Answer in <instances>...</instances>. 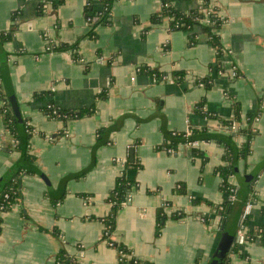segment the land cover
<instances>
[{
    "label": "crops",
    "instance_id": "obj_1",
    "mask_svg": "<svg viewBox=\"0 0 264 264\" xmlns=\"http://www.w3.org/2000/svg\"><path fill=\"white\" fill-rule=\"evenodd\" d=\"M209 1L223 20L216 30L219 59L200 25L171 30L166 20L152 21L159 0L113 1L110 22L96 26L94 37L85 7L99 9L100 0H63L56 8L42 0H0V31L13 30L1 46L21 119L33 130L28 151L34 158L21 176L20 199L1 214L0 264H55L60 249L76 264H122L102 239L101 218L123 173L133 185L111 236L142 261L208 264L222 231L237 234L251 200L243 224L254 237L233 242L222 264H264V0ZM173 3L186 12L201 0ZM63 43L74 45L52 48ZM233 67L238 75L231 78ZM5 98L10 106L0 68V177L20 158L6 145ZM49 98L91 112L53 119L44 110ZM199 102L210 116L195 110ZM233 103L236 128L255 134L249 154L234 162L236 200L223 222L216 208L226 198L217 173L224 146L217 138L231 133L221 122L233 117ZM189 129L200 141L197 154L184 143L174 153L163 147L174 132ZM245 140L239 132L233 144ZM134 159L140 166L125 168ZM163 202L184 215L165 219L156 234Z\"/></svg>",
    "mask_w": 264,
    "mask_h": 264
},
{
    "label": "trees",
    "instance_id": "obj_2",
    "mask_svg": "<svg viewBox=\"0 0 264 264\" xmlns=\"http://www.w3.org/2000/svg\"><path fill=\"white\" fill-rule=\"evenodd\" d=\"M45 4H50L51 7L56 8L59 4L62 3L63 0H42ZM115 0H100V7L99 9L93 8L90 3L85 7V15L87 20L89 21L90 31L89 36H95V28L98 25L108 24L110 22V8ZM160 5L159 9L152 15V21L162 22L167 18V25L168 28L171 30L175 29H183V30H191L193 25L198 24L200 25L202 32L206 35L208 42L213 46L216 51L217 58L221 54V43L219 39L218 33L216 30L222 23V18L217 14V10L212 7L209 0H201L200 5L195 8L191 9L186 12H182L178 10L173 3V0H159ZM43 11V5L40 6L39 12ZM206 18L208 22H203V19ZM13 30L8 29L7 31H0V45L9 40L12 36ZM196 39V35H191V42L194 43ZM68 44H61L57 47L52 46V48H62L65 49L68 46H73ZM219 59V58H218ZM217 69H222L219 60H217ZM176 79H181L183 77L182 73L173 74ZM200 84H207L205 80L198 79ZM198 82V81H197ZM47 94L50 93H37L35 94V98H45L48 96ZM204 104L203 102L197 103L195 105V110L199 113H203L204 115H209L207 111H203ZM234 115L231 119L222 121L224 127L229 128L234 122L240 121L239 109L237 103H233ZM45 112L47 115L53 119H59L66 121L70 118H78L89 114L91 112L90 108H80L79 110L74 109H66L57 106L51 98L46 101V106L44 107ZM1 113L3 114V120L8 130V133L11 137V141L7 143V148H12L19 150L21 156V140L20 134L18 130V122L16 117L13 115L8 100L5 98L4 106L1 109ZM24 132H25V139H26V146L25 152L23 154V159L28 162L29 164L32 163L34 160L33 156L28 151V139L29 135L32 133V129L25 123V120L22 121ZM237 130L232 131L228 136L225 137H218L217 141L222 143L224 146V164L217 168V173L221 178L220 181V188L223 192L228 193V177L234 174V162L238 158L246 157L250 152V141L255 134L251 130H245L242 128H236ZM190 134L186 136L184 132H174L171 136V140L167 144H163L165 149H171L174 152L177 149L178 143H185L193 140H197L194 136L192 130H190ZM244 132L246 134V140L243 141L238 147L233 144V138L236 136L237 133ZM193 148V147H192ZM193 153H198L195 148L192 149ZM128 166H135L139 167L140 164L137 162L136 159L131 161H126L125 168ZM28 167L25 165L19 166L15 174L4 184L3 188L0 190V229H1V214L11 208L15 202H17L21 197V176L24 173H28ZM253 179L248 181L252 183ZM133 182L126 179L124 173L119 175L115 179V184L109 195L107 197V201L110 203L111 207L109 212L101 218V221L104 225L102 231V239H105L107 243H112V246L117 251V256L120 258V262L122 264H147V262L142 261L138 257H136L131 250L127 249L122 243H115L112 239V233L115 229V216L117 210L123 205L127 197L129 195L130 188L132 187ZM178 191H180L178 189ZM169 203L163 202L156 210L155 216V233L158 234L160 229L168 217L179 219L183 217V213L179 210H174L167 212V207ZM232 203L229 202L227 198L221 203L220 207L216 208V211L220 214L221 221L224 222L225 218L228 217L230 210H231ZM207 220V219H206ZM205 220V221H206ZM249 236L254 237V234L249 232ZM55 264H76L75 256L68 254L64 249H60L55 254Z\"/></svg>",
    "mask_w": 264,
    "mask_h": 264
},
{
    "label": "water",
    "instance_id": "obj_3",
    "mask_svg": "<svg viewBox=\"0 0 264 264\" xmlns=\"http://www.w3.org/2000/svg\"><path fill=\"white\" fill-rule=\"evenodd\" d=\"M6 53L3 50L2 46L0 45V68L2 72V78H3V84L5 87V91L7 93L9 102H10V109L13 112V115L17 119V126L20 134V140H21V156L20 158L0 177V190L3 188L4 184L15 174L19 166L25 165L26 167H30V164L26 162L23 159V154L25 152V146H26V139H25V132H24V127L22 124V119H21V114L19 111V107L17 104V101L15 99L9 74H8V69H7V63H6ZM133 153H131L132 157ZM244 180L246 182L250 181L253 179L252 174H245ZM223 228V224H222ZM233 242H238L236 234H231L229 233L228 230H223L221 233L220 240L218 242V245L215 249L214 255H212L208 261V264H222L223 261L226 258L227 253L231 251V244Z\"/></svg>",
    "mask_w": 264,
    "mask_h": 264
},
{
    "label": "built area",
    "instance_id": "obj_4",
    "mask_svg": "<svg viewBox=\"0 0 264 264\" xmlns=\"http://www.w3.org/2000/svg\"><path fill=\"white\" fill-rule=\"evenodd\" d=\"M165 20L167 21V18H165ZM203 22H208V20L206 18L203 19ZM217 72L219 74H222L223 73V70L222 69H217ZM238 75L236 69L233 67L231 70H230V77L233 78V77H236ZM203 111H206L205 108L203 107ZM207 117L209 115H206ZM230 130H235L236 129V124L233 123L230 127H229ZM185 134L186 136H188L190 134V131L187 130L185 131ZM200 144V141L199 140H193V141H189V142H185L184 145L187 146V147H197L199 146ZM168 152H171V153H174L173 150L171 149H167ZM228 182H229V186H228V193H227V199L229 200V202L233 203L235 200H236V186H235V183L233 181V176H229L228 177ZM251 209H252V202L251 200H247L243 206V210H242V213L240 215V221H239V230L236 234V237H237V240L238 241H241L243 238L246 237H250L248 232H247V229L245 228L243 222L247 219V217L249 216L250 212H251ZM168 210V209H167ZM169 212V210L167 211ZM263 231L262 229H259L258 232L256 233V236H259L258 234ZM109 246L113 247L112 246V243H107ZM119 261H120V258H118Z\"/></svg>",
    "mask_w": 264,
    "mask_h": 264
}]
</instances>
